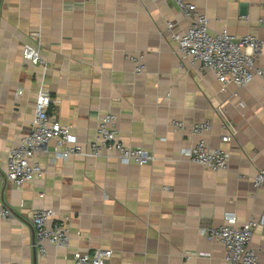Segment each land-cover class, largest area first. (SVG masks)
I'll return each instance as SVG.
<instances>
[{
    "label": "crops",
    "instance_id": "0c3cea01",
    "mask_svg": "<svg viewBox=\"0 0 264 264\" xmlns=\"http://www.w3.org/2000/svg\"><path fill=\"white\" fill-rule=\"evenodd\" d=\"M185 1L209 18L212 34L264 39L263 0ZM190 21L172 0H0V207L12 212L0 216L1 264H76L97 248L113 252L109 264H227L223 247L201 232L229 214L241 227L264 211V190L253 185L264 167V77L224 86L181 60L173 36ZM27 48L40 64L24 57ZM133 58H142L143 74ZM257 67L264 73V51ZM41 90L82 149L113 113L121 143L155 161L125 165L107 150L58 159L53 140L35 158L42 178L25 188L8 182V154L30 133ZM175 120L212 129L193 136ZM200 140L229 152L226 170L180 156ZM41 209L55 212L50 226L67 221L68 248L47 243L39 252L32 218ZM249 247L264 264L263 228Z\"/></svg>",
    "mask_w": 264,
    "mask_h": 264
},
{
    "label": "built area",
    "instance_id": "2783aa9c",
    "mask_svg": "<svg viewBox=\"0 0 264 264\" xmlns=\"http://www.w3.org/2000/svg\"><path fill=\"white\" fill-rule=\"evenodd\" d=\"M172 1L191 20L183 34L173 36L181 60H187L192 67L199 65L203 70L212 71L224 86L233 83L243 88L255 78L264 77L263 71L257 67L264 51V39L251 35L237 37L227 32L212 34L209 29V18L197 13L193 4L185 0ZM68 9L73 10L75 6H69ZM260 24L264 26V18L260 20ZM172 28L173 25L169 24L168 29ZM24 55L33 64L41 63L38 53L30 48L25 50ZM132 60L135 63V73L143 74L145 66L142 58ZM180 66L183 67L182 64ZM53 105L52 97L43 90L39 91L31 131L8 154L6 180L17 187L25 188L42 178V168L36 163L35 158L53 140L63 149L57 154L58 159H68L71 156H98L101 150H107L110 154H117L119 160L125 165L132 163L148 165L155 161L156 157L145 150L127 147L121 143L116 130L117 116L113 113L100 118L97 138L91 145V150L82 149L78 145L76 136L72 134L71 128L61 125L55 118ZM172 126L177 131L188 132L193 136L208 134L212 129L209 122L188 126L184 122L175 120ZM232 134L235 133L232 132L223 137L222 141L230 142L234 136ZM180 156L213 172L226 170L230 158L228 151L222 148L212 150L204 140H200L189 149L182 150ZM253 183L255 189L264 190V167L260 169ZM0 216L3 219L10 218L12 212L0 207ZM55 217L53 210L41 209L32 218L36 245L41 254L46 253L47 243L63 249L70 246L67 221L61 219L50 226V221ZM258 227L264 230V211L259 217L252 218L241 227L237 225V217L229 214L223 226L202 230L201 235L209 241L218 242L223 247L227 264H260L257 255L249 247ZM112 256L111 250L97 248L90 253L78 256L75 262L76 264H109Z\"/></svg>",
    "mask_w": 264,
    "mask_h": 264
}]
</instances>
